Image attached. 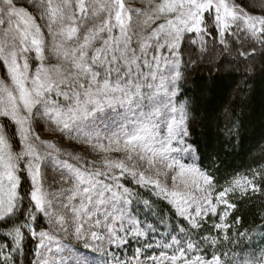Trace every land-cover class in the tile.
Wrapping results in <instances>:
<instances>
[{
    "label": "snow or ice",
    "instance_id": "obj_1",
    "mask_svg": "<svg viewBox=\"0 0 264 264\" xmlns=\"http://www.w3.org/2000/svg\"><path fill=\"white\" fill-rule=\"evenodd\" d=\"M217 45L264 55V0H0V264H264V167L218 186L189 142Z\"/></svg>",
    "mask_w": 264,
    "mask_h": 264
},
{
    "label": "trees",
    "instance_id": "obj_2",
    "mask_svg": "<svg viewBox=\"0 0 264 264\" xmlns=\"http://www.w3.org/2000/svg\"><path fill=\"white\" fill-rule=\"evenodd\" d=\"M243 2L253 6V0ZM254 14H260L258 8ZM192 59L196 62L184 70L181 82L182 99L194 109L189 142L197 149L201 170L218 186L225 185L237 174L264 167V55L258 50L245 62L217 45L214 53ZM232 199L237 203L234 215L242 217L241 231L261 222L264 194ZM160 208L168 211L163 203Z\"/></svg>",
    "mask_w": 264,
    "mask_h": 264
},
{
    "label": "rangeland",
    "instance_id": "obj_3",
    "mask_svg": "<svg viewBox=\"0 0 264 264\" xmlns=\"http://www.w3.org/2000/svg\"><path fill=\"white\" fill-rule=\"evenodd\" d=\"M211 65L213 68H217V66L215 64H210V63H206V65ZM43 126H41L42 128ZM41 129H38V131H40ZM42 138H54V137H51L50 134L48 133H44ZM58 143H60L62 146H66L67 142L65 141H59L57 140ZM47 177H48V181L49 182H54V181H58L59 180V173L54 171L52 167H49L47 170Z\"/></svg>",
    "mask_w": 264,
    "mask_h": 264
}]
</instances>
